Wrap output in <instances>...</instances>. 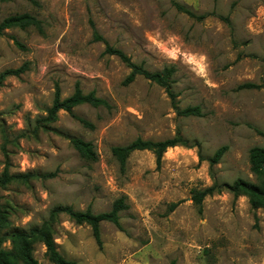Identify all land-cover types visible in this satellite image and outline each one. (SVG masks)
Instances as JSON below:
<instances>
[{"label":"rangeland","instance_id":"1","mask_svg":"<svg viewBox=\"0 0 264 264\" xmlns=\"http://www.w3.org/2000/svg\"><path fill=\"white\" fill-rule=\"evenodd\" d=\"M22 13L43 28L0 35V73L24 67L0 86V173L33 176L2 191V234L40 226L57 206L98 214L125 197L121 228L101 223V248L88 224L60 214L52 225L58 250L75 264H264V207L227 190L192 200L214 181L257 182L250 153L264 147V0H0V22ZM106 43L149 71L173 67L179 106H199L202 115H178L165 89L143 76L126 84L131 69ZM57 86L62 98L79 86L106 104L83 103L44 122ZM178 133L190 146L168 148L160 164L139 150L122 169L112 152ZM73 138L91 143L96 159L83 157ZM222 146L211 170L200 154ZM32 242L39 263L52 264L44 244ZM0 247L18 250L11 240Z\"/></svg>","mask_w":264,"mask_h":264},{"label":"trees","instance_id":"2","mask_svg":"<svg viewBox=\"0 0 264 264\" xmlns=\"http://www.w3.org/2000/svg\"><path fill=\"white\" fill-rule=\"evenodd\" d=\"M177 8L192 17H197L194 12L190 9L176 4ZM228 21V18H224ZM21 28L25 29L28 27H35L39 31H42L43 25L42 21L30 14L22 13L17 15H11L6 17L0 22V35L9 28ZM96 40H103V38L95 32L94 34ZM17 45L23 47L19 42ZM105 52L110 55H115L120 58L130 69L129 75L125 79V83L129 84L133 82L138 76H143L144 78L156 83L165 89L169 97L172 100V105L180 116H201V108L199 106H187L181 108L177 102V95L173 91V76L175 69L173 67L164 68L161 71H149L142 65L134 63L131 58L121 49L114 48L106 43ZM24 70V67L18 69H8L0 73V86L3 84L5 78L8 75H17ZM242 87H254L253 84H245ZM83 103H89L93 106H100L106 104L105 100L96 97L93 93L84 94L79 86H76L75 91L72 95L62 98L59 87H56L55 97L53 99L51 107L47 111V115L43 118L44 122L55 121L61 110L67 111L69 113L73 112V109ZM84 125L90 126L85 120H81ZM1 131L5 133V130L0 126ZM264 135L263 132H259ZM72 143L74 147L79 151V153L89 159H96V154L92 148L91 143L85 142L79 138H73ZM187 146L190 144L188 140L183 138L180 133L175 137L162 140V141H152L149 139L137 138L131 143L124 146H115L112 149L113 155L118 160L122 169L125 168L129 156L134 151L139 150H150L155 156L157 163L160 164L164 153L168 148L176 146ZM3 150L5 151V146L3 145ZM227 150V146H222L215 151V153L205 158L200 154V160H208L210 164V169L212 170L216 164L220 162ZM250 159L252 163V172L257 178V182H251L242 178H238L232 183L224 182L218 183L214 181L213 185L203 189L194 190L192 200L197 204L201 205L203 200L208 195H213L214 193H219L223 190L232 192L235 196L247 195L250 199L253 208L264 207V147H254L251 149ZM53 174H47L46 176H52ZM33 176L32 174H11L7 167L0 173V245L5 241L11 240L17 245L18 250H6L0 247V264H40L39 261L34 256V247L32 239L36 238L40 240L46 247V254L49 261L52 264H75L74 261L67 259L57 247L52 233L53 222L59 217L60 214H66L77 224H88L92 229V235L97 243V245L102 247L101 239V223L104 221L111 222L118 228H121L120 224V212L128 209V204L125 202V197H120L116 199L110 211L95 214L90 208L86 210H75L72 206H57L51 210L50 217L47 221L43 222L40 226L32 227L29 231H5L2 234V229L7 227L8 218L2 206L1 198L2 191L5 187L14 179L28 178ZM178 206V202L172 203L170 210H174ZM170 264H175L172 261Z\"/></svg>","mask_w":264,"mask_h":264}]
</instances>
